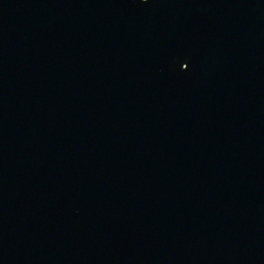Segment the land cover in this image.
<instances>
[{
    "label": "water",
    "instance_id": "water-1",
    "mask_svg": "<svg viewBox=\"0 0 264 264\" xmlns=\"http://www.w3.org/2000/svg\"><path fill=\"white\" fill-rule=\"evenodd\" d=\"M0 264H264V0H0Z\"/></svg>",
    "mask_w": 264,
    "mask_h": 264
}]
</instances>
